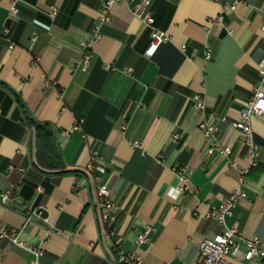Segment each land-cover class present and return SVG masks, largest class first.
<instances>
[{
	"label": "crops",
	"instance_id": "0c3cea01",
	"mask_svg": "<svg viewBox=\"0 0 264 264\" xmlns=\"http://www.w3.org/2000/svg\"><path fill=\"white\" fill-rule=\"evenodd\" d=\"M231 1L151 0L154 24L148 26L133 14L135 0H113L110 21L100 23L101 37L82 70L80 42L99 23L107 0H0V225L20 230L34 245L52 228L40 264H108L114 236L99 220L94 173L51 174L35 165L28 116L54 127L67 165H106L96 173L116 203L113 226L123 250L144 264H195L203 238L223 230L209 209L245 167V196L227 223L236 221L264 248V114L252 118L259 154L251 164L238 130L228 124L217 137L231 146L230 155L206 152L202 116L191 101L200 93L207 112L235 121L256 88L264 90L258 70L264 0H246L220 21L210 20ZM12 2L19 15L8 18ZM51 6L59 10L54 20ZM154 28L169 40L147 56ZM184 166L188 189L177 174ZM27 204L44 206L48 221L33 216L24 224ZM146 225L153 229L137 245ZM31 256L0 237V263L29 264Z\"/></svg>",
	"mask_w": 264,
	"mask_h": 264
},
{
	"label": "built area",
	"instance_id": "2783aa9c",
	"mask_svg": "<svg viewBox=\"0 0 264 264\" xmlns=\"http://www.w3.org/2000/svg\"><path fill=\"white\" fill-rule=\"evenodd\" d=\"M113 0H107L101 12L99 23L92 26L91 33L86 35L81 42L80 48L82 51L81 69L87 70L89 62L92 57L91 44L101 37L100 23L110 21V4ZM218 1V0H214ZM246 4V0H233L221 4V9L217 17L210 18L211 21H220L222 16L236 9L238 4ZM151 0H135L133 7V14L139 17L148 26H153L154 17L149 12ZM49 16L54 20L59 12L56 6H51L49 9ZM19 11L14 2L11 3L8 11V18L18 17ZM261 30L264 32V23L261 25ZM4 34L9 33L8 28L3 29ZM169 40V34L159 31L154 28L152 32V39L149 47L146 50L147 56H152L157 49V46L164 41ZM207 58L211 56L210 49L207 50ZM258 70L261 77H264V57L258 62ZM193 107L200 112L201 120L199 122L200 129L204 132L207 139V153H214L215 151L221 155L228 156L231 153V146L224 144L218 137L217 133L228 124L238 130L242 138V144L246 148L247 156L250 158L251 164H256L259 154L258 148L254 143L252 118L264 114V90L261 87L256 88L253 98H251L241 110L238 120L230 121L226 116H219L214 112H207L205 100L200 93H195L192 98ZM1 113V108H0ZM76 123L74 129L80 128V122ZM178 138L179 135L175 134ZM87 170L94 173L96 182L97 194V208L99 212V220L101 226L105 228L109 236H114L111 250L115 256L108 258V264H144L141 257L136 253L125 252L122 248V237L117 233L113 226L116 219V203L112 197L111 189L107 183L101 182L99 173H105L106 165L101 162L92 160L87 165ZM180 184L184 189H188L190 170L187 166L180 168L177 171ZM247 168H241L237 183L225 196L222 201L209 209V215L215 218L223 225L222 232L214 237H206L199 244V256L195 264H246V262L255 260L258 264H264V248L261 246V240L258 236L247 237L238 226L237 222L227 223V218L233 215V211L238 201L245 196V186L248 183ZM42 190V187H37ZM9 190L2 194V199L6 200L9 197ZM26 215H24V224L32 221L33 216H39L45 223L48 221L45 207L42 205L35 206L33 204L26 205ZM151 225L144 226L137 234L135 243L142 244L148 240V233L152 230ZM53 229H45V235L42 242L49 239ZM0 237L7 238L12 244L21 248L27 249L31 253V260L29 264H40L39 259L44 255V247L42 242L38 245L28 244L20 237V230H14L5 225H0ZM2 264V263H0Z\"/></svg>",
	"mask_w": 264,
	"mask_h": 264
},
{
	"label": "trees",
	"instance_id": "16d2710c",
	"mask_svg": "<svg viewBox=\"0 0 264 264\" xmlns=\"http://www.w3.org/2000/svg\"><path fill=\"white\" fill-rule=\"evenodd\" d=\"M29 125L32 130V139L35 146V153L38 160L35 165L42 171L51 174L71 173L79 175L81 173L88 174L86 170H80L67 165L60 154L59 147L55 140V129L48 122H40L28 116Z\"/></svg>",
	"mask_w": 264,
	"mask_h": 264
}]
</instances>
